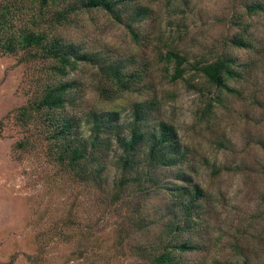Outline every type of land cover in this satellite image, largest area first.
<instances>
[{
    "label": "rangeland",
    "instance_id": "374dc122",
    "mask_svg": "<svg viewBox=\"0 0 264 264\" xmlns=\"http://www.w3.org/2000/svg\"><path fill=\"white\" fill-rule=\"evenodd\" d=\"M254 2L264 0H131L119 9L148 15L135 26L139 44L104 11L72 16L59 29L65 40L100 53L99 59L119 62L126 72H143L144 81L111 104L96 90L98 64L59 77L49 62L0 51V264H143L174 238L166 224L182 218L178 209V218L169 219L174 206L168 209L171 202L158 186L148 184L155 192L140 193L144 196L138 200L132 196L134 186L126 192L125 209L141 201L149 218L124 227V211L108 213L100 203L101 190L84 187L55 162L47 135H41V120L25 122L19 115L21 108L33 106L43 86L60 81L76 83L74 102L61 113L75 119L74 132L80 135L91 134L93 113L119 111V126L128 132L135 103L157 104L146 130L165 122L187 156L183 164L158 171L156 177L166 183L187 174L207 194L193 234L177 239L199 246L182 256L186 264H264V15L247 13ZM6 5L11 15L2 33L9 36L27 26L29 2L0 0V12ZM246 27L253 50L231 43ZM169 49L190 61L233 57L246 77L230 84L243 96L220 92L205 80L170 82L158 55ZM23 142L24 148L19 146ZM116 148L109 153L120 155L122 149ZM118 173L111 167L103 175L106 188Z\"/></svg>",
    "mask_w": 264,
    "mask_h": 264
},
{
    "label": "trees",
    "instance_id": "16d2710c",
    "mask_svg": "<svg viewBox=\"0 0 264 264\" xmlns=\"http://www.w3.org/2000/svg\"><path fill=\"white\" fill-rule=\"evenodd\" d=\"M27 1L30 15L27 26L19 33L9 36L2 32L3 28L9 26L11 6L1 8L0 51L9 54L22 53L25 60L32 58L49 62L59 77H67L78 71L81 66L98 64L99 81L96 90L110 104L144 81L143 72H126L125 66L122 67L119 62L110 61L109 57L99 59L100 53L86 51L80 45L65 40L59 33V29L69 25L71 17L79 12L100 10L124 24L132 39L139 44L141 37L135 26L142 24L148 15L143 10L129 14L126 9H119L131 0ZM246 11L249 15H264V3L249 4ZM48 14H51V17L47 19ZM248 29L244 28L242 33L233 37L231 43L235 48L254 49L253 38L249 35ZM158 55L165 63L166 77L172 83L182 81L192 84L194 80H205L208 85L220 92L238 98L243 96V91L230 83L242 82L246 75L239 71L234 58L227 54H222L212 61L201 59L190 61L176 49H169L166 53ZM75 85V82L60 81L43 86L42 90L36 92L33 106L21 108L20 119L25 122L41 120V135H47L46 140L51 146L50 156L76 176L84 187L101 190L100 203L105 204L108 213L122 214L124 211L122 223L124 227L141 225L149 218H145L144 205L141 201L133 204L132 208L125 209L126 192L135 186L136 191L132 196L138 200L144 196L140 193L155 192L152 185L148 184L158 186L171 202L168 209L174 206L169 219L172 216L178 218L176 213L178 209L182 218L166 224L167 234L174 235V238L168 240L159 248L160 250L150 254L143 264H186L182 256L197 251L199 246L187 240L181 242L177 239L184 234H193L198 225L195 217L200 216L198 208H201V202L207 194L190 175H177L166 183L156 177L158 171L174 169L186 160L187 153L175 137L174 130L165 122L159 126L157 124L150 126L146 130L149 122L153 121L152 111L158 106L153 101H141L135 103L134 120L128 129L125 128L128 132H124L125 126H119V111L112 110L93 113V119L90 121V124H93L91 134L80 135V131L74 132L75 119L61 113L67 105L73 104ZM213 100L219 101L218 97ZM209 106L213 108L214 105L210 103ZM19 146L24 148L26 142L20 143ZM114 147H117L115 152L122 149L120 155L114 154L115 162L112 161L114 156L109 153ZM111 167L117 168L119 176H116L112 185L106 188L107 182L103 175L108 173ZM67 239L69 241L71 237ZM137 251L140 250L137 248Z\"/></svg>",
    "mask_w": 264,
    "mask_h": 264
}]
</instances>
